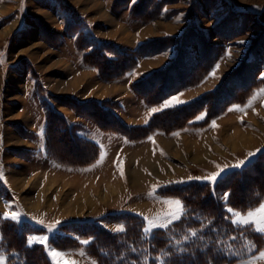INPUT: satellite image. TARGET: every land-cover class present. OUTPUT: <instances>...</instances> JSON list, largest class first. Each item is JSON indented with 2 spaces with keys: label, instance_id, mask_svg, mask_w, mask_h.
Segmentation results:
<instances>
[{
  "label": "rangeland",
  "instance_id": "obj_1",
  "mask_svg": "<svg viewBox=\"0 0 264 264\" xmlns=\"http://www.w3.org/2000/svg\"><path fill=\"white\" fill-rule=\"evenodd\" d=\"M184 34L188 42L184 51L201 62L204 59L202 64L214 59L211 68L194 86L146 104L135 85L165 70L166 80H171L174 71L184 69L188 60L183 61L185 52L178 50L185 46L178 43ZM197 37L215 50L209 49L208 54L202 50L200 56ZM90 44L99 49L88 56ZM153 46L157 50L152 51ZM139 49L148 54H137ZM99 50L111 62L106 63ZM117 51L131 57L121 61ZM132 57L134 66L119 74ZM87 58L99 70L88 66ZM156 80L149 89L158 86ZM238 82L247 87L254 83L242 95L245 98L250 91L245 101L230 104L208 125H192L206 115L203 111L184 123L179 116L169 123L157 120L177 125L170 132L128 137L120 132L121 124L110 122L113 112L122 124L142 128L163 108L218 87L227 86L236 94ZM173 97L182 102L165 106ZM50 119L60 128L48 126ZM65 129L78 141L94 143L98 152L90 156L89 148L75 143ZM240 132L244 139L237 136ZM48 135L61 153L54 149L57 154L51 153ZM263 151L264 0H0V264H11L3 221L5 231L9 222L26 228V245L42 250L51 264H98L88 253V241L80 240L73 230L93 224L121 233L125 227L118 220L126 213L143 222L151 248L145 252L150 254L149 264H163L166 253L152 251L154 238L185 213L183 203L164 191L191 182L213 188L221 177L245 168ZM88 154V163L77 164L87 162L82 159ZM239 161L244 163L235 167ZM136 171L138 182H134L138 175H132ZM217 172L214 182L204 179ZM252 184L234 196L247 197ZM219 196L224 219L233 228L259 227L232 223L227 192ZM174 201L181 207L170 203ZM199 202L207 206L206 201ZM261 204L264 199L250 210ZM232 209L242 215L250 211ZM12 211L21 213L18 220L3 218ZM146 218L163 226L146 231ZM53 224L55 228L49 230ZM258 232L264 236V231ZM43 237L48 238L47 244L33 241ZM231 248L252 251L247 243ZM52 251L62 253V258L53 257ZM262 251L227 264H264L259 258Z\"/></svg>",
  "mask_w": 264,
  "mask_h": 264
},
{
  "label": "trees",
  "instance_id": "obj_2",
  "mask_svg": "<svg viewBox=\"0 0 264 264\" xmlns=\"http://www.w3.org/2000/svg\"><path fill=\"white\" fill-rule=\"evenodd\" d=\"M196 40H198V42H196ZM196 40V51L198 52L197 49H199V53L201 52L200 56L203 54V51L208 54L209 49L212 50L214 48L213 46L210 48L204 46L199 37H197ZM178 43L185 44V46L180 45L178 49L185 52L183 61L188 60V63L183 62L184 69L174 71V78L171 80H166L165 73L168 70H165L157 74L154 73L149 77L146 76V79L143 78L135 85V91L141 95L143 102L146 104L151 105L159 103L172 93L194 86L202 80L211 68L214 59L202 64L204 59L201 62L200 59L197 60V58H194L191 54H187L186 51H184L188 43L185 34L182 38H179ZM88 46L90 47L87 48V52L85 53L88 56L94 53L96 49H99V45L97 44H90ZM154 47L155 46L151 48L152 51L158 48L155 47L154 49ZM79 48V46H76V49ZM117 52L119 53L121 61H127L128 56L131 57L129 53L122 51ZM145 52L146 51L139 49L137 54H148ZM98 55L102 57L106 63L111 62V59L106 58L102 51L99 50ZM208 56L209 55H206V58ZM85 57L87 56L84 55V58ZM187 57L188 59H186ZM134 58L132 57V60L129 62H124L125 64H123L119 74L121 72H126L134 66ZM85 63L88 64V66L92 64L89 58H87ZM100 63L101 62L98 64ZM176 64L179 66V62L174 63V65ZM94 67L99 70L98 65H94ZM178 69H180V67ZM155 78H157V80L154 82H157L158 86L152 89V82ZM175 81H178V83L176 82L174 85ZM238 85L239 89L236 94L235 91L232 92L227 86H223L176 107L163 108L157 112L156 117H151V121L142 128H132L122 124L113 112L111 113L112 117L110 122L115 126L121 124L120 132L128 137H131L133 134H143L146 136L152 131L170 132L176 129L177 125H168L166 123L157 122V120L164 119L168 120L167 123H169L179 116L182 118V123H184L188 118L203 111L206 115L203 116L200 122L195 121L192 125H208L211 118L220 114L230 104L234 105L244 102L250 91H248L245 98H243L242 95L247 89L250 90L254 83H252L251 87H247L246 83H239ZM150 87L152 88L149 89ZM151 91H154V95L150 96V98L146 97L145 95L151 93ZM225 96L227 99H224ZM221 101H224V103L220 104ZM179 122L180 121L176 123L179 124ZM184 125L185 124L182 126L184 127ZM48 126L57 130L61 125H57L56 122L53 124L50 119L48 121ZM64 131L66 134H69V137L71 136L72 139L76 140L74 141L75 143L79 144L81 147H85V149L88 147L89 149L87 150L90 151V156L92 153L98 152V148L94 143L90 141H78L71 130L70 133H68L67 129ZM52 138L53 137L49 135L47 137L51 153L53 155L61 153L57 150L58 147L53 146L51 143V141H53ZM77 144L75 145L76 147H78ZM52 149L57 153L52 151ZM89 154L87 158L84 157L82 159L83 162H87L77 164L84 165L88 163V160H90ZM263 166L264 151L257 156L255 161L245 168L233 170L221 177L213 188H210L206 183L195 182L168 187L164 193L178 198L184 205L185 213L180 221L178 220L174 225L165 230L158 231V237L154 238L153 244L155 245V249L153 248L152 251L158 252L162 249L166 253L163 264H227L235 259L246 257L248 254L254 255L259 253L260 250L264 248L263 234L250 227V230L233 228V226L224 219L226 215L223 210L224 205L220 200V196L217 198V195L220 192H227V205L236 210L248 211L254 208L264 199V178L261 177L264 173ZM251 181L254 183V187H251V192L247 197L234 196V194L238 193L240 190H249L250 186L253 185ZM204 191L205 194L203 193ZM199 193H202L201 196ZM200 200L206 201L207 206H201ZM118 221L122 222L125 227V230L121 233L113 234L93 224H82L78 227V230L73 231H75L76 236L80 240L84 239L88 241V253L93 256L98 264H149L150 254H145V252L150 251L151 248L143 234L144 228L142 226V220L133 214L129 215V213H126L121 220ZM4 225L5 221L2 222L1 231L3 240L7 243L6 254L9 263L51 264L42 250L38 249L36 251V248L26 245V228L19 227L14 222H9L8 229L5 231L3 230ZM238 243H242L243 245L245 243L249 244L252 251L249 248L234 251L231 247ZM32 252L35 254L33 255ZM155 257L157 258V256Z\"/></svg>",
  "mask_w": 264,
  "mask_h": 264
},
{
  "label": "snow or ice",
  "instance_id": "obj_3",
  "mask_svg": "<svg viewBox=\"0 0 264 264\" xmlns=\"http://www.w3.org/2000/svg\"><path fill=\"white\" fill-rule=\"evenodd\" d=\"M210 75H214V73H211ZM180 102H182V101H179L178 98L173 97L170 101L166 102L165 106H171L173 103H180ZM156 110L157 109H152L151 111L155 112ZM197 118L200 119V118H203V117H197ZM212 126L215 127V124L213 123ZM252 155H254V153H248V156H252ZM243 163H244V161H239L235 165V167H239ZM221 171H223V170L221 169ZM218 175H219V172L214 173V174H212L210 176H207L204 179L214 182ZM170 203H174L177 208L181 207L179 201H174V202H170ZM227 211L234 217V219L232 220V223H234V224L235 223L253 224V225H257L258 224L259 227H257L256 230L264 231V204H261L260 207L258 209H256V210L248 211L246 215H242L239 211H234L232 208H228ZM20 215H21V213L16 212V211H12L11 213L5 212L3 214V218L12 219V220L15 221V220L19 219ZM257 217H258V219H257ZM146 220H148V218H146ZM40 223H42V221ZM57 223H59V222H57ZM148 224H149V227L145 229L146 231H151L152 228L163 226V225L155 223L152 220H148ZM55 226H56L55 224L49 226V230H52L53 228H55ZM33 241L34 242H43V243L47 244L48 238L47 237H43L41 239V241H36L35 238H33ZM51 255L53 257H61V258L63 256L62 253L55 252V251H52ZM259 258L260 259H264V251H262L260 253V257ZM69 264H70V262H69Z\"/></svg>",
  "mask_w": 264,
  "mask_h": 264
},
{
  "label": "bare ground",
  "instance_id": "obj_4",
  "mask_svg": "<svg viewBox=\"0 0 264 264\" xmlns=\"http://www.w3.org/2000/svg\"><path fill=\"white\" fill-rule=\"evenodd\" d=\"M199 95H200V94H199ZM237 132H238V131H237ZM237 132H236V133H237ZM236 133H235V136H236ZM237 136H238V137H241V138L244 139L246 135H244L243 133L240 132V133H238ZM230 138H231V137H230ZM132 175H134V176L138 175V176H136L137 181H134V182H138V180H139V174H138V172L136 171V173H133Z\"/></svg>",
  "mask_w": 264,
  "mask_h": 264
},
{
  "label": "crops",
  "instance_id": "obj_5",
  "mask_svg": "<svg viewBox=\"0 0 264 264\" xmlns=\"http://www.w3.org/2000/svg\"><path fill=\"white\" fill-rule=\"evenodd\" d=\"M120 115V114H119Z\"/></svg>",
  "mask_w": 264,
  "mask_h": 264
}]
</instances>
